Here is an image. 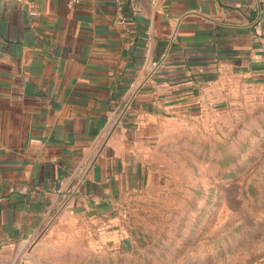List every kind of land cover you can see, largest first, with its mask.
<instances>
[{"label":"crops","instance_id":"obj_1","mask_svg":"<svg viewBox=\"0 0 264 264\" xmlns=\"http://www.w3.org/2000/svg\"><path fill=\"white\" fill-rule=\"evenodd\" d=\"M236 76L264 81V0H0V264H45Z\"/></svg>","mask_w":264,"mask_h":264},{"label":"rangeland","instance_id":"obj_2","mask_svg":"<svg viewBox=\"0 0 264 264\" xmlns=\"http://www.w3.org/2000/svg\"><path fill=\"white\" fill-rule=\"evenodd\" d=\"M201 108L167 125L107 211L53 233L43 262L263 263L264 81L225 77Z\"/></svg>","mask_w":264,"mask_h":264},{"label":"built area","instance_id":"obj_3","mask_svg":"<svg viewBox=\"0 0 264 264\" xmlns=\"http://www.w3.org/2000/svg\"><path fill=\"white\" fill-rule=\"evenodd\" d=\"M79 3H80V0H69V5L71 7H76L79 5ZM32 13L34 14L35 12H32Z\"/></svg>","mask_w":264,"mask_h":264}]
</instances>
